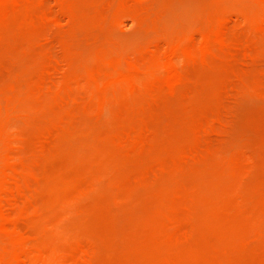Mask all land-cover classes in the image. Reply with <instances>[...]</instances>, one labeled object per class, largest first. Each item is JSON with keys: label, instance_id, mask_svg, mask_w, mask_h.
<instances>
[{"label": "rangeland", "instance_id": "rangeland-1", "mask_svg": "<svg viewBox=\"0 0 264 264\" xmlns=\"http://www.w3.org/2000/svg\"><path fill=\"white\" fill-rule=\"evenodd\" d=\"M0 1V225L31 263L264 264V0Z\"/></svg>", "mask_w": 264, "mask_h": 264}, {"label": "bare ground", "instance_id": "bare-ground-1", "mask_svg": "<svg viewBox=\"0 0 264 264\" xmlns=\"http://www.w3.org/2000/svg\"><path fill=\"white\" fill-rule=\"evenodd\" d=\"M0 2H1V1H0ZM263 18H264V17H263ZM263 18L261 19V21L263 20ZM227 20H228V18H227L226 20H223L224 23H225V21L227 22ZM261 21L259 22V24L262 26L264 23L261 24ZM263 21H264V20H263ZM222 23H223V22H222ZM224 23H223V24H224ZM223 24H222V25H223ZM222 25H221V24L218 25V27H217L216 29H214L213 31L209 32L208 34L201 35V37H202L201 40H203V42H204V44L202 43V44L204 45V47L201 48V47H202V46H201L200 49H199V51H198V52L200 53V56H206V55H210V54H212V53H213V52H212V51H213V50H212L213 47L211 48V45H213L212 43H214V42L217 43V44H219V45L223 43V46H224V44H226V43H224V42H226V39H227V36H228L226 33L229 31V30H227V29H229V27H228V23H227V27H225L226 25H223V26H222ZM257 26H258V25H257ZM263 27H264V26H262V28H263ZM263 29H264V28H263ZM226 31H227V32H226ZM225 35H226V37H224ZM224 39H225V41H224ZM223 41H224V42H223ZM228 43H229V42H228ZM228 43H227V45H228ZM227 45H226V47H227ZM224 47H225V46H224ZM182 48H183V47H182ZM182 48H181V49H179V48L172 49L173 51H172V52L170 53V55H169V57H170V62H173V61L177 60L178 58H182L183 60H188V62H190L189 60H190L191 57L194 56V54L196 53L195 48H193V47H191V48L188 47V48H183V49H182ZM176 70H178V69H177V68H176V69H175V68L172 69L171 80H173L174 82H178V81H181V79H183V76H182L183 74L181 73V71H179V70L176 71ZM181 74H182V75H181ZM101 100H103V98H101ZM104 100H105V97H104ZM103 102H105V101H101L100 103H103ZM9 134H10V133H9ZM5 135H6V134H5ZM11 135H12V134H11ZM11 137H12V136H11ZM238 161H239V160H238ZM16 165H17V164H16ZM11 167L13 168V166H11ZM11 167H7V169H8V168L11 169ZM7 169H6V170H7ZM10 169L8 170V172H10ZM27 169H29V168H27ZM13 170H14V169H13ZM18 170H20V169H18ZM18 170H17V171H18ZM3 171H4V170H3ZM11 171H12V169H11ZM6 172H7V171H6ZM18 172H19V171H18ZM18 172H15V174L18 173ZM10 173L12 174V172H10ZM5 174H6V173H5ZM7 174H8V173H7ZM5 176H7V177L5 178ZM5 176H4V178L7 179V182H8L9 184L5 182L4 185H8V186H11V187L8 188V186H4V187L2 186V187L4 188V189H3L4 191H0V193L2 192V194L4 193V195H3V196L1 195L2 197L0 196V200H1L2 202H4V201H6V200L8 201V199L11 198L9 201H10V204L12 205V202H14L13 199H14L15 197H17L16 195H18V194L15 193V192H16V191H15L16 189H13L12 187H16V183H19L18 181H19L20 179H19V180L16 179L18 175H17V176L15 175L16 178H14V177H15L14 175H10V174L5 175ZM9 176H11V177L9 178ZM12 177H13L14 180H16L17 182L14 181ZM18 177H19V176H18ZM9 179H10V180H9ZM8 180H9V181H8ZM4 181H6V180H4ZM10 181H12V182H10ZM10 183H11V184H10ZM20 183H21V182H20ZM7 188H8L10 191H9ZM10 188L12 189V191H11ZM16 188H19V186L16 187ZM20 188H21V187H20ZM20 188H19V189H20ZM19 189H18V190H19ZM1 190H2V188H1ZM6 190H8V191H6ZM13 190H14V192H13ZM21 190H22V189H21ZM22 191H23V190H22ZM8 192L10 193L9 196H8ZM12 192L15 193L16 195L13 194ZM17 192H18V191H17ZM6 193H7V196H5ZM12 194L15 195V196H11ZM19 195H20V194H19ZM10 196H11V197H10ZM4 197H7V199L4 198ZM8 197H9V198H8ZM13 197H14V198H13ZM12 198H13V199H12ZM2 199H4V200H2ZM1 201H0V202H1ZM7 201H6V202H7ZM11 201H12V202H11ZM2 202L0 203L1 206H3V203H2ZM6 202H5L4 204H6ZM10 204H8L9 207H10ZM22 204H23V203H22ZM6 205H7V204H6ZM6 205H4V207H1V206H0V208L3 209V208L6 207ZM6 208H7V210H5ZM6 208H5L3 211L0 209V210L2 211V213L0 212V213L2 214V215L0 214V215H1L0 217H2V216L5 214V216L2 217V221H3V222L7 221L6 223H8V224L11 222V223H12V224L10 223L11 226H13V225H14V226H17L16 223L19 222V221H17L19 218L16 217L17 219H14L13 215L10 214V215L13 217V219H10V216H9V219H7L6 216H8V211H9L12 207L9 209L8 206H7ZM12 209H14V206H13ZM5 211H6L7 213H6ZM4 212H5V213H4ZM9 213H10V211H9ZM20 215H21V214H20ZM20 215H16V216H19L20 219H22L23 217H21ZM12 217H11V218H12ZM26 218H27V217H26ZM4 219H5V220H4ZM20 219H19V220H20ZM12 220H13V221H12ZM21 222H22V221H21ZM21 222H20V223H21ZM14 223H15V224H14ZM6 225H7V224H5V223H3V224L1 223V225H0V226H1L0 230H3V231H0V232H4V231L9 232V231H10L9 229H12V228H9V227L7 228ZM10 225H8V226H10ZM20 225H21V224H19V226H20ZM4 227L7 228L9 231H8L7 229H2V228H4ZM20 227H21V226H20ZM18 229H19V228H18ZM12 230H13V229H12ZM16 230H17V229L14 228V230H13L12 233H13V234H14V233H19V232H17V231H19L20 229L17 230V231H16ZM7 232H5V233H7ZM12 233H11V234H12ZM20 233H21V232H20ZM20 233H19V234H16V235L14 234L15 238L18 237V240H17V242L15 243V244L17 245L18 248H16V246H14V247L12 246V248H15L16 250H19V253H20V252H21V253H20L18 256L14 255V254H13V255H12V254L9 255V254L7 253L8 257H6V254H5V256H4V254H3L4 257H2V258H1L2 255H1V253H0V255H1V256H0V259H1V260H2V259L5 260V262H2V264H13V263H15V264H17V263H18V264H23V263H25V261H26L25 264H27V263L30 264V263H31V262H30L31 260H28V259H29V258H28V254H29V256H30V255H31V252H34V253H35V252H38V251L40 252V250H38V249L40 248L38 244H37V245H38L39 248H36L38 251H37V250L35 251V247H36V246H33V245H35V244H34V240H33L32 237L29 238V236H26V234H24V233L22 232V233L25 235V236L23 237V234H22V233L20 234ZM17 235H18V236H17ZM19 235H20V237H19ZM21 235H22V236H21ZM26 237L29 238V240H30L29 242H27ZM31 238H32V239H31ZM162 238H163V237H162ZM166 239H167V238H166ZM32 240H33V241H32ZM163 240H164V239H163ZM31 241H32V245H31V246L34 247V248H32V250L34 249V251H31V250H30V249H31V246H30ZM39 241H40L39 239L36 240V243L39 242ZM41 242H42V241H41ZM41 242H39V243H41ZM29 243H30V244H29ZM42 244H43V242H42ZM40 246H43V245L40 244ZM45 249H46V248H45ZM45 249H43V250H45ZM47 249H48V248H47ZM29 250H30V251H29ZM48 250H49V249H48ZM46 251H47V250H46ZM29 252H30V253H29ZM51 252H52V251H51ZM40 254H41V252H40ZM42 254H44V255L46 256L45 252H43ZM42 254L40 255V257H41V256H44V255H42ZM52 254H53V253H52ZM169 254H170V253H169ZM169 254H167V255H169ZM172 254H173V253H172ZM49 255H51V254H49ZM173 255H174V254H173ZM45 256H44V257H45ZM52 256H53V255H52ZM162 256H164V255H162ZM165 256H166V255H165ZM37 257H38V258H37ZM40 257H39V256H36L35 259L37 258L36 260L38 261V260L40 259ZM175 257H176V256H175ZM175 257H174V258H175ZM55 258H56V257H55ZM60 258H61V257H60ZM168 258H169V257H168ZM174 258H173V259H174ZM41 259L43 260V257H41ZM44 259H47V258L45 257ZM173 259H172V260H173ZM27 260H28V261H27ZM36 260H35V261H36ZM50 260H51V259H50ZM52 260H53V259H52ZM162 260H163V259H162ZM166 260H167V259H166ZM166 260L164 259V261H166ZM178 260H179V259H178ZM6 261H7V262H6ZM15 261H16V262H15ZM43 261H45V260H43ZM46 261H47V260H46ZM54 261H55V260H54ZM56 261H57V260H56ZM173 261H174V260H173ZM173 261H171V263H172ZM175 261H176V259H175ZM0 262H1V261H0ZM38 262H39V261H38ZM176 262H177V261H176ZM33 263H34V260L32 261L31 264H33ZM46 263H47V262H46ZM50 263H51V262H50ZM166 263H168V260H167ZM171 263H169V264H171ZM0 264H1V263H0ZM38 264H39V263H38ZM42 264H43V263H42ZM59 264H60V263H59ZM155 264H157V262H156ZM173 264H175V263L173 262Z\"/></svg>", "mask_w": 264, "mask_h": 264}]
</instances>
